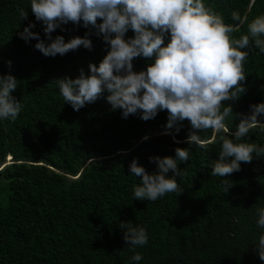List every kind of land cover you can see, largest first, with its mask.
Segmentation results:
<instances>
[{"label":"trees","instance_id":"1","mask_svg":"<svg viewBox=\"0 0 264 264\" xmlns=\"http://www.w3.org/2000/svg\"><path fill=\"white\" fill-rule=\"evenodd\" d=\"M248 1L203 3L226 24L238 26L232 36L239 38L248 34L254 18L264 16V0H251L242 18ZM30 2L0 0V75L17 79L12 95L22 104L14 122L0 119V264H264L255 246L264 233L256 223L257 209L264 207V156L253 153L240 171L212 176L221 150L212 129L199 133L208 142L206 149L189 145L187 120L176 133L165 128L166 110L148 121L139 112L125 119L122 110L113 111L106 102V91L74 111L64 103L55 79L76 78L81 68L88 74V64L98 65L109 46L91 26L69 23L52 37L61 35L67 42L87 34L92 49L44 56L34 48L35 39L19 37L31 22L35 27L30 30L49 43ZM19 9L28 13L27 19H21ZM234 13L245 22L233 20ZM132 36L129 30L125 38ZM243 51L248 53L246 91L223 103L234 114L247 115L250 105L264 102V53L253 42ZM148 63L138 57L133 70H145ZM239 118H226L232 132ZM258 119L264 123V116ZM238 142L264 147V131L253 129ZM177 147L189 149V160L178 161L182 175L176 180L183 191L155 202L134 199L133 188L141 181L130 173L131 161L136 158L152 174L157 168L149 157L175 158ZM167 175L172 176L171 170ZM122 222L146 230L148 242L135 246L140 261L132 260L134 246L123 239Z\"/></svg>","mask_w":264,"mask_h":264},{"label":"clouds","instance_id":"2","mask_svg":"<svg viewBox=\"0 0 264 264\" xmlns=\"http://www.w3.org/2000/svg\"><path fill=\"white\" fill-rule=\"evenodd\" d=\"M30 9L36 21L42 23L49 43L30 30L35 27L31 22L19 37L25 42L35 39L34 48L46 57L63 56L80 47L92 49L87 34L73 36L67 42L61 35L52 37L57 28L65 31L62 26L69 23L91 26L109 46L98 65L88 64V74L81 68L76 78L55 79L64 103L74 111L96 102L106 91V102L113 111L122 110L125 119L139 112V118L148 121L166 110L165 128L176 133L187 120L191 126L186 140L189 145L206 149L208 142L199 133L212 129L221 142L212 176L227 177L240 171L241 162L251 163L253 153L264 156V147L238 142L253 129L264 131V123L258 119L264 116V102L250 105L247 115L234 114L232 107L223 103L238 100L246 91L244 62L248 53L243 49L253 42L264 53V16L248 24L247 35L234 38L232 34L239 27L226 24L223 17L205 7L203 0H31ZM19 13L21 19H27L24 9H19ZM232 18L240 24L245 22L235 13ZM129 30L133 36L126 39ZM138 57L151 63L137 72L133 61ZM8 64L10 67L11 61ZM17 86L13 75H0V119L14 122L21 112L22 104L12 95ZM235 115L240 118L232 132L225 121ZM188 160L189 149L179 147L175 158L149 157L157 168L149 174L134 158L130 173L139 177L141 183L134 186L133 198L155 202L166 193L179 195L183 188L176 180L182 175L178 161ZM170 170L172 176L167 175ZM257 216V226L264 229V207L257 209ZM120 228L126 229L123 239L127 245L134 246L132 260L140 261L142 256L135 252V246L148 242L146 230L129 222H122ZM255 246L259 259L264 261V233Z\"/></svg>","mask_w":264,"mask_h":264},{"label":"water","instance_id":"3","mask_svg":"<svg viewBox=\"0 0 264 264\" xmlns=\"http://www.w3.org/2000/svg\"><path fill=\"white\" fill-rule=\"evenodd\" d=\"M250 1H251V0L248 1V4L246 5V7H245V9H244V11H243L242 18L244 17V15H245V13H246V10H247V8H248V5H249ZM233 26H236V25H233Z\"/></svg>","mask_w":264,"mask_h":264}]
</instances>
